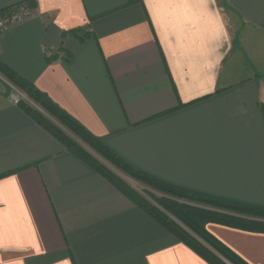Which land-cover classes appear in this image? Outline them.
Segmentation results:
<instances>
[{"label":"crops","instance_id":"0c3cea01","mask_svg":"<svg viewBox=\"0 0 264 264\" xmlns=\"http://www.w3.org/2000/svg\"><path fill=\"white\" fill-rule=\"evenodd\" d=\"M34 2L1 62L136 168L264 208V0ZM5 91L0 264H208ZM205 229L264 264V232Z\"/></svg>","mask_w":264,"mask_h":264},{"label":"trees","instance_id":"16d2710c","mask_svg":"<svg viewBox=\"0 0 264 264\" xmlns=\"http://www.w3.org/2000/svg\"><path fill=\"white\" fill-rule=\"evenodd\" d=\"M25 2L32 9L35 7L34 0H26ZM57 59L58 57L54 55L48 58V62ZM65 59L71 61L72 57L68 55ZM0 75L13 88L26 95L30 101L37 104L54 120L78 137L92 152L77 144L60 127L34 108L33 105L31 106L24 98L18 100V108L57 139L68 152L76 155L128 197L136 206L145 211L150 218H153L174 236L178 243L187 246L208 264H248L221 241H218L205 227L208 224H217L234 229L264 232V208L188 191L136 168L111 150L104 143V138L92 135L77 120L58 107L47 94H43L34 84L27 82L1 61ZM11 86L4 85L5 96L11 93ZM94 154L132 181L157 192L159 196L151 194L154 204L149 203L143 196L136 193L133 188L112 170L108 169L106 164Z\"/></svg>","mask_w":264,"mask_h":264},{"label":"rangeland","instance_id":"374dc122","mask_svg":"<svg viewBox=\"0 0 264 264\" xmlns=\"http://www.w3.org/2000/svg\"><path fill=\"white\" fill-rule=\"evenodd\" d=\"M4 85L11 86L7 82V80L0 75V87H3ZM11 93H12V95H18L19 96L18 97L19 99L20 98H24L25 100H27L31 104V106L33 105L34 108H36L38 111L42 112L49 120H51L54 124H56L58 127H60L63 130V132H65L69 137H71V139H73L74 141H76L77 144H80L85 149H87L89 152H92L90 150V148L86 144H83V142L78 137H76L72 132H69L59 122H57L56 120H54V118H52L49 114H47L45 111H43L40 107H38L37 104H35L32 101H30L26 97V95H23L22 92H20L17 89H15V88L12 87ZM94 156H96L98 159H100V157H98L96 154H94ZM101 161H103V160H101ZM103 162L106 164V166L108 167V169L112 170V172H114L116 175H118L119 177H121L123 179V181H125L131 188H133L136 191V193H139L141 196H143L149 203L154 204L153 196L151 194H154L155 196H159V194L157 192H154L152 189L150 190L149 187H147L145 185H142V184H140V183H138L136 181H132L130 178L126 177L124 174H122L116 168H113L107 162H105V161H103Z\"/></svg>","mask_w":264,"mask_h":264},{"label":"built area","instance_id":"2783aa9c","mask_svg":"<svg viewBox=\"0 0 264 264\" xmlns=\"http://www.w3.org/2000/svg\"><path fill=\"white\" fill-rule=\"evenodd\" d=\"M32 15H33V9L30 7V5L27 4V2L12 6L4 11H1L0 35L5 33L14 25L29 19Z\"/></svg>","mask_w":264,"mask_h":264}]
</instances>
